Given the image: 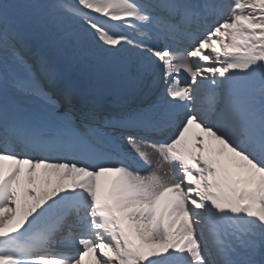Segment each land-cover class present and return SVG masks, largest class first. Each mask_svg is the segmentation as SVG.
Instances as JSON below:
<instances>
[{"label":"snow or ice","instance_id":"6c2138e0","mask_svg":"<svg viewBox=\"0 0 264 264\" xmlns=\"http://www.w3.org/2000/svg\"><path fill=\"white\" fill-rule=\"evenodd\" d=\"M31 26L154 98L61 88ZM0 264H264V0H0Z\"/></svg>","mask_w":264,"mask_h":264},{"label":"bare ground","instance_id":"6f19581e","mask_svg":"<svg viewBox=\"0 0 264 264\" xmlns=\"http://www.w3.org/2000/svg\"><path fill=\"white\" fill-rule=\"evenodd\" d=\"M15 2L22 9L32 3V0H9ZM68 4L74 3V0H66ZM24 37L28 48L32 51H23V56L27 60H35V56L45 63V65L54 72L61 88H71L77 93L84 90L95 92V94L104 102V98H117L128 105H133L139 99V95L148 92L147 85L151 84L150 79H146L143 83H135L124 80L117 70H101L92 62L71 58V51L65 47L63 51L55 48L44 35L38 26H31L24 30ZM11 55V53H9ZM59 94V91H57ZM58 98V95H56ZM175 132V130H174ZM160 134H165L164 132ZM127 149L126 142L123 145ZM149 151V158L152 161V167H156L159 156ZM142 163V162H141ZM169 165L164 164V170Z\"/></svg>","mask_w":264,"mask_h":264}]
</instances>
